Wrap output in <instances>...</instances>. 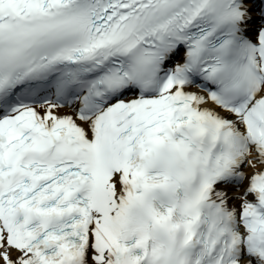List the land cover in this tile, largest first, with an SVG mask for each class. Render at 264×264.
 <instances>
[{
  "label": "snow or ice",
  "instance_id": "1",
  "mask_svg": "<svg viewBox=\"0 0 264 264\" xmlns=\"http://www.w3.org/2000/svg\"><path fill=\"white\" fill-rule=\"evenodd\" d=\"M0 264H264V0H0Z\"/></svg>",
  "mask_w": 264,
  "mask_h": 264
}]
</instances>
